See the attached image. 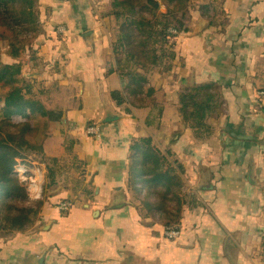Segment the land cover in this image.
Here are the masks:
<instances>
[{
	"label": "crops",
	"instance_id": "0c3cea01",
	"mask_svg": "<svg viewBox=\"0 0 264 264\" xmlns=\"http://www.w3.org/2000/svg\"><path fill=\"white\" fill-rule=\"evenodd\" d=\"M195 1L192 30L178 38V64L170 76L154 78L165 104L162 118L152 122L151 108L129 106L131 114L124 115L111 99V93L123 92L125 85L117 73H108L116 69V41L108 27L113 29V20L101 19L102 5L94 0H39L46 33L21 50L22 58L6 55L4 63H22L33 95L61 117L49 121L46 130L38 127L32 137L37 151L31 166L20 167L41 175L42 181L37 185L29 180L21 188L42 195L21 206L36 213L28 225L0 230V264H39L42 256L43 264H123L135 255H160L155 249L162 238L152 236L158 225L142 220L128 188L130 147L140 138H151L160 151L175 154L184 174L172 167L183 189L200 202L198 208L184 210V235L168 243L169 264H231L227 248L237 264H261L264 0ZM206 5L208 14L203 11ZM205 22L208 26L195 34ZM60 26L66 28L64 35L57 31ZM206 83L220 86L224 110L208 120L214 135L197 144L175 106L182 88ZM35 119L39 125L43 122L40 115ZM95 125L98 137L87 134ZM70 139L75 143L68 151ZM206 170L213 190L197 192ZM85 187L93 188L95 200L79 198ZM121 195L130 205L108 209ZM62 202L71 208L60 211Z\"/></svg>",
	"mask_w": 264,
	"mask_h": 264
},
{
	"label": "trees",
	"instance_id": "16d2710c",
	"mask_svg": "<svg viewBox=\"0 0 264 264\" xmlns=\"http://www.w3.org/2000/svg\"><path fill=\"white\" fill-rule=\"evenodd\" d=\"M94 1L102 5L101 19L113 20V25L117 27V40L112 49L114 56L120 55L121 59L116 60V69L108 73H117L125 88L123 92L113 91L112 101L124 115L131 114L129 106L151 108L152 122L158 121L163 115L165 94L156 90L154 78L170 76L178 64V38L192 30L193 0H161L166 10L164 14L160 12L159 0H112L111 10L100 0ZM39 8V0H0V44L1 29L4 27L16 28L32 36V40L20 39L21 42L11 45L8 52L10 58H22L24 52L21 50L46 33ZM203 11L208 14L210 6H203ZM215 23L214 19L212 25ZM169 29H174L177 35L173 36ZM23 70L22 63H0L3 91L0 95V230L5 231L23 229L29 224L30 216L36 214L29 209L15 207L11 200L12 194L22 186L17 172L18 162L26 161L32 148L31 138L35 134L30 126L16 124L13 120L15 117L29 120L34 114L40 115L46 130L49 121L60 120L61 117V114L58 116L48 112L36 99L34 87ZM260 92H264V89ZM223 105L220 86L206 83L182 88L175 107L182 125L192 131L195 143L205 144L214 135L208 120L221 115ZM74 143L73 139L69 140L68 151ZM130 150L128 188L138 198L145 192L142 206L149 212L162 213L166 224H173L182 221L185 209L199 207L200 202L193 194L185 193L182 196L183 182L175 167L182 174L184 170L170 149L163 153L151 138H140L132 142ZM169 159H173V163ZM173 164L176 166L172 167ZM166 165H170V168H166ZM53 174L51 172V176ZM80 193L79 198L86 196L87 201L95 200L92 187L81 188ZM67 213L64 215L67 216ZM259 251L258 257L264 264V237Z\"/></svg>",
	"mask_w": 264,
	"mask_h": 264
},
{
	"label": "rangeland",
	"instance_id": "374dc122",
	"mask_svg": "<svg viewBox=\"0 0 264 264\" xmlns=\"http://www.w3.org/2000/svg\"><path fill=\"white\" fill-rule=\"evenodd\" d=\"M100 2L102 4H104L106 6V8H109L108 10H111L110 7H111L112 0H100ZM193 2H194V5L197 4V1L193 0ZM162 5H163L162 1L159 0L160 12H162L164 14L166 10H164V11L161 10V6ZM39 11H40V8H39ZM56 29H57V27H56ZM56 29H55V31H56ZM113 30L116 31V34H117V27L115 25L113 27ZM1 31H2V35H1V44H0V63L1 64H5L4 63V61L6 59L5 56L8 55V52H9V49L7 47H10L14 43L16 44L17 41H20L21 42L20 38L21 39L22 38H26L29 35L26 36V34L24 32H21L19 29H16V28H5L4 27V28L1 29ZM172 31H175V30L174 29H169V33L172 32ZM173 36H175V35H173ZM30 45L31 44H29L27 47H29ZM118 58L121 59L120 58V55L119 56H115V62H116V60ZM4 91H5V89H4ZM2 92H3L2 91V87L0 85V95H1ZM0 107H1V105H0ZM35 116L36 115L34 114L32 116V118L29 119V120L23 119L21 117H15L14 120H13V122L16 123V124L17 123H23V124L29 125V126H30V124L31 125L33 124V127H31V126L30 127L34 130V132L36 134L37 133V130H38V127L41 128V129H43V130H44V127L42 125V122L40 123V125H39V123H36L37 120L35 119ZM171 133H172V131L170 132V134ZM31 141L33 143L34 141H36V139H32L31 138ZM35 151H37V148L34 147L33 144H32V148L28 151L30 153H29L28 157H26V161L23 162V161L20 160L18 162V163H20V166L29 167V165H30L29 163L31 161V157H33V153ZM173 161H174L173 159L170 160L171 163H173ZM169 166L166 165V168L167 167L170 168ZM47 177H48V173H47ZM151 177L152 178H156V177H153V176H151ZM165 182H167V181H165ZM69 183H72V181H69ZM185 193H190V192H186L185 189L181 190L182 196ZM15 194H12V196H11L13 199L15 197ZM144 195H145V192L144 191L142 193V197H140V198L135 197L134 194H133L134 203L137 205L138 209L140 210V216H141L142 220H148V222L146 224L151 225V227L158 225V227L156 228V230H154V232H152V236L162 238L161 245L158 244L159 247H157L155 249L156 251L159 250L160 255L159 254H153V253L150 256H148V257H139L138 255H135V257L133 259H131V260H133L135 262V264H169V262H168L169 257H168V254L166 252L167 251L169 252L171 250V246L168 243H176L178 240L177 241H166V239L163 238V235L161 237H160V235H161V233L163 231V228L168 227V226L170 227V226H178L179 225L183 229L182 221L180 223L176 222V223H173V224H166L165 216H163L162 213H158V214L157 213H151L144 206H142V201L144 200ZM13 199H11L12 200V204L15 207H17V208H21L22 209L21 206L24 205V204H20L18 202H15V200H13ZM132 206H134L133 203H132ZM27 207H29V206H27ZM172 212L174 213V210ZM147 217H150V218L147 219ZM183 235H184V229H183ZM166 246H167V248H166Z\"/></svg>",
	"mask_w": 264,
	"mask_h": 264
},
{
	"label": "built area",
	"instance_id": "2783aa9c",
	"mask_svg": "<svg viewBox=\"0 0 264 264\" xmlns=\"http://www.w3.org/2000/svg\"><path fill=\"white\" fill-rule=\"evenodd\" d=\"M161 10H163V11L165 10L164 5L161 6ZM57 31H58L59 35H64L66 32V28L64 26H60V27H58ZM170 33L173 35H177L176 31H172ZM259 96L264 97V92H260ZM99 133H100V131H99L98 127H96V126H92L87 130V134L94 136V137H98ZM17 170H18L17 172L19 174V177L22 180V185L28 184L30 179L25 177L24 171L30 170V169L20 167V165H19ZM30 171H32V170H30ZM40 177L41 178L39 180V183L42 181V176L40 175ZM36 193L34 194V192L30 191L28 188L22 187L18 192H16V194L14 193L15 197H14V199L13 198L12 199L15 200V202H18L20 204L29 205L30 203L34 202L35 200L40 199L42 192H40V193L36 192ZM71 206H72V204L69 202H62L59 205V209H60V211H67L71 208ZM162 235H163V238L166 239L167 241H177V240L181 239V237L183 235V229L179 225L178 226H170V227L168 226V227L163 228Z\"/></svg>",
	"mask_w": 264,
	"mask_h": 264
},
{
	"label": "water",
	"instance_id": "95a60500",
	"mask_svg": "<svg viewBox=\"0 0 264 264\" xmlns=\"http://www.w3.org/2000/svg\"><path fill=\"white\" fill-rule=\"evenodd\" d=\"M206 26H208V23H206V22L203 23V25L199 26V27L196 29L195 34H197V33H199L200 31H202L204 28H206ZM108 27H109V29H110V31H111V34H112V37L114 38V41H116V40H117V34H116V31H114L113 29H111L110 25H108ZM233 137H235V138H237V139H247L246 137H239V136H237V135H233ZM251 177H252V175H251V173H250V175H249V180H251ZM196 190H197V192H198V191H200V192H206V191H211V190H213V187H212V185H211V176H210V172H209L208 170H206L204 173H202V175H201V180H200L199 184L197 185ZM119 199H120V201H118V202L115 203V204L113 203L108 209H110V210H117V209L122 208V207L125 206V205H126V206L130 205V203H128V202L126 201V198H125L124 195H121V196L119 197ZM123 203H125V204H123ZM85 206L87 207L88 205H85ZM98 213H99L98 210L94 211V215H95V216L98 215ZM226 253H227V256H228L229 259H230L231 264H237V263H236V260L233 259L232 255H231V253H230V250H229L228 248L226 249ZM44 258H45L44 256L41 257V259H40V261H39V264H43V262H44Z\"/></svg>",
	"mask_w": 264,
	"mask_h": 264
},
{
	"label": "bare ground",
	"instance_id": "6f19581e",
	"mask_svg": "<svg viewBox=\"0 0 264 264\" xmlns=\"http://www.w3.org/2000/svg\"><path fill=\"white\" fill-rule=\"evenodd\" d=\"M24 175L25 177L29 178L30 180H33L36 182V184L38 185L39 184V180H40V176H38L36 173H33L32 171L30 170H25L24 171ZM39 190V189H38ZM37 191H35L36 193Z\"/></svg>",
	"mask_w": 264,
	"mask_h": 264
},
{
	"label": "flooded vegetation",
	"instance_id": "af4514ba",
	"mask_svg": "<svg viewBox=\"0 0 264 264\" xmlns=\"http://www.w3.org/2000/svg\"><path fill=\"white\" fill-rule=\"evenodd\" d=\"M96 127H98L97 125H95ZM98 129H99V127H98ZM99 131H100V129H99ZM167 241V240H166ZM123 264H135V262L133 261V260H130V261H128V262H125V263H123Z\"/></svg>",
	"mask_w": 264,
	"mask_h": 264
}]
</instances>
